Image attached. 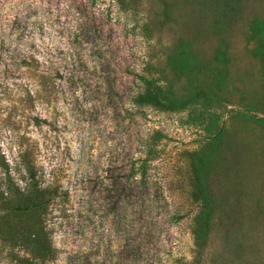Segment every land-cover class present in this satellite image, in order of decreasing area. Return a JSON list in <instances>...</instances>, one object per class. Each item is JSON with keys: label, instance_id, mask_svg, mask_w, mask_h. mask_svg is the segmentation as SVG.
I'll list each match as a JSON object with an SVG mask.
<instances>
[{"label": "rangeland", "instance_id": "1", "mask_svg": "<svg viewBox=\"0 0 264 264\" xmlns=\"http://www.w3.org/2000/svg\"><path fill=\"white\" fill-rule=\"evenodd\" d=\"M29 1L0 0V35L30 13L49 98L0 94V188L32 164L53 191L41 219L4 231L0 264H132L110 180L154 130L165 199L136 233L141 261L264 264V0ZM133 68L167 92L160 110L129 114ZM39 227L50 250L21 242Z\"/></svg>", "mask_w": 264, "mask_h": 264}, {"label": "trees", "instance_id": "2", "mask_svg": "<svg viewBox=\"0 0 264 264\" xmlns=\"http://www.w3.org/2000/svg\"><path fill=\"white\" fill-rule=\"evenodd\" d=\"M89 1H91L92 5L96 4L95 0ZM16 3L17 0H15ZM29 4L32 5L31 0ZM12 17L11 22L5 21V24L10 26L11 33L7 36L0 35V65H2V69H0V94H5L9 86L15 87L17 85L26 93L25 95L29 98V101L36 98L44 101L49 98L48 76L45 74L46 71L44 69L48 61V52L40 50L33 43L28 45L26 44L28 41H24L33 35L32 30L36 28L35 22L29 19V12L23 13L17 10ZM78 20L79 18H76L74 20L75 23ZM79 29L81 27L77 23L74 26V30ZM12 33H15V36H12ZM91 33L95 34L96 32L93 30ZM57 36H60L59 30ZM71 42L73 43V41ZM77 55L78 53L75 51L72 55L74 57L72 68L69 69L73 77L76 72V65L83 64L80 58H75ZM114 64L116 66L120 65L118 62ZM97 66L98 64H95L91 67L96 69ZM64 67L68 71L67 63H65ZM132 70L134 72L133 79H136V82H134L135 80L131 82L133 85L137 83L138 89L130 92L132 109L128 111L132 115H141L142 108L146 105H151L154 108L158 107L157 105H160L167 92L162 87L155 86L154 80L143 71L139 72L135 68ZM13 72H18V76H13ZM16 80H19V83L15 84ZM135 107L139 109V112L134 111ZM158 133V130H154L146 137H141L140 133H136L135 141L137 143L123 167V177L120 178L115 175L110 180V190L117 197L116 203L120 202L131 215L129 220V234L131 236L129 254L132 264H144V261H141L143 257L141 256L142 248L139 245L140 242L136 243V240H141V238H138L136 233L140 234L143 230L150 229L151 224H153L151 222L153 212L160 208L161 202L165 199L163 186L167 175L161 168L158 162L160 157L155 151V136ZM31 165L29 164L27 168H24L26 170H23L18 178L14 175L10 176L7 189L0 188L1 238L2 235L8 234V232L4 233V231L11 230L10 225L14 224L16 227L27 220L41 219L51 203L53 191L51 185L48 184L49 182L42 180L44 179L43 172L40 173L38 180H36L34 173L31 172L34 166ZM31 229L33 230L34 227ZM21 239L25 247L29 243L35 251L50 250L47 233L42 227H39L33 234L26 233L24 238Z\"/></svg>", "mask_w": 264, "mask_h": 264}]
</instances>
